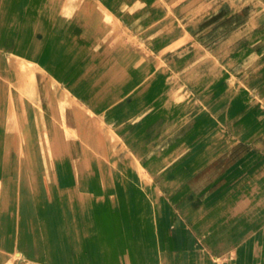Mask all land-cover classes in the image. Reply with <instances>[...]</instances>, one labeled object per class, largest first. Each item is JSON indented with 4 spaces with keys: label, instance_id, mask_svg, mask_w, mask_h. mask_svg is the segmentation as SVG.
<instances>
[{
    "label": "rangeland",
    "instance_id": "1",
    "mask_svg": "<svg viewBox=\"0 0 264 264\" xmlns=\"http://www.w3.org/2000/svg\"><path fill=\"white\" fill-rule=\"evenodd\" d=\"M239 143L264 151V0H0V264H86L77 228L171 264L167 200ZM51 217L64 253L14 249Z\"/></svg>",
    "mask_w": 264,
    "mask_h": 264
},
{
    "label": "crops",
    "instance_id": "2",
    "mask_svg": "<svg viewBox=\"0 0 264 264\" xmlns=\"http://www.w3.org/2000/svg\"><path fill=\"white\" fill-rule=\"evenodd\" d=\"M185 189L184 204L175 196L163 208L174 239L171 264H199L191 258L187 262L189 252L202 255L200 264H264L262 149L249 143L233 146L201 168Z\"/></svg>",
    "mask_w": 264,
    "mask_h": 264
},
{
    "label": "bare ground",
    "instance_id": "3",
    "mask_svg": "<svg viewBox=\"0 0 264 264\" xmlns=\"http://www.w3.org/2000/svg\"><path fill=\"white\" fill-rule=\"evenodd\" d=\"M145 12V11H144ZM144 19V18H143ZM27 65V64H26ZM28 66V65H27ZM24 67H26V66H24ZM29 71V70H28ZM17 74V73H16ZM24 74V73H23ZM18 75V74H17ZM26 75H28V74H26ZM20 76V75H19ZM17 78V77H16ZM24 79V78H23ZM16 80V79H15ZM14 81V80H13ZM16 84H18V83H16ZM20 84V83H19ZM17 97V96H16ZM21 97V96H20ZM20 99V98H19ZM18 100V99H17ZM22 104V105H21ZM16 105V104H15ZM17 107L16 108H20V107H22V106H25V105H23V103H21V102H18L17 103V105H16ZM27 106V105H26ZM29 107V106H28ZM27 107V108H28ZM23 109L22 110H26V109H24V107H22ZM21 110V111H22ZM68 111V110H67ZM28 113V112H27ZM69 113V112H68ZM23 114H24V112H23ZM23 116V115H22ZM20 119H22V118H20ZM63 128V127H62ZM66 128V127H65ZM25 131V130H24ZM85 132V131H84ZM81 134V133H80ZM175 135V134H174ZM37 136H39V135H37ZM44 136V135H43ZM41 138L42 137H40V141H42L43 142V139H45V138H43L42 140H41ZM57 139H58V137H57ZM40 143V142H39ZM43 144H44V142H43ZM16 145V144H15ZM46 146V145H45ZM41 147H43V146H41ZM73 147V146H72ZM81 147V146H80ZM85 152V151H84ZM89 152V151H88ZM91 154H93V153H91ZM90 154V155H91ZM93 156V155H92ZM185 161H187V160H185ZM189 161V160H188ZM190 162V161H189ZM83 163V162H82ZM177 163V162H176ZM179 163V162H178ZM184 163V162H183ZM32 164V163H31ZM180 165H182V164H180ZM185 166L187 165V164H184ZM179 166V165H178ZM181 167V166H180ZM177 168V167H176ZM66 169H67V167H66ZM180 169V168H179ZM181 169H182V167H181ZM37 172V171H36ZM35 172V173H36ZM68 172V171H67ZM61 173V172H60ZM112 173V172H111ZM84 175H82V177H83ZM87 177H89L90 178V176H87ZM91 179V178H90ZM85 181V180H84ZM41 183V182H40ZM90 183H91V180H90ZM89 184V183H88ZM91 184H93V182L91 183ZM91 184L89 185L90 187H92L91 186ZM82 185H86V182L85 183H82ZM94 185V184H93ZM84 187V186H83ZM86 188V187H85ZM92 188H94V187H92ZM122 195V194H121ZM44 203V204H43ZM40 210H41V212L42 211H45L46 209L45 208H49V205H48V202H42L41 204H40ZM42 214V213H41ZM43 216V215H42ZM80 216H81V223L83 222V220L86 222L87 220H86V218H84L85 216H83V215H81L80 214ZM79 216V217H80ZM75 217V216H74ZM77 217V216H76ZM74 218L73 217H66L65 215H64V223L65 222H68V223H71V222H73L74 220H73ZM66 224V223H65ZM64 224V225H65ZM76 224V223H75ZM78 224H79V222H78ZM77 224V225H78ZM66 226L67 225H65L64 227L66 228ZM70 227H71V225H69ZM73 226V225H72ZM62 227H63V225L61 226V224H58V219L57 218H55V217H51L50 219H44V221H43V223H41V226H40V229L39 230H33V231H31V232H27V231H19L18 232V238H19V242H20V248H14V249H18V250H20L21 252H22V254H23V256L24 255H29L30 257H38V258H40V259H43V257H42V255L40 256V254H42V253H44L43 251H45L46 249H44V244H45V241H46V239L48 238V237H52V238H55L56 240L58 239H61V237L64 235V230L62 229ZM54 228H56V231H55V229ZM53 229H54V231H53ZM71 229V228H70ZM74 229V228H73ZM100 229H98V231H99ZM102 230V229H101ZM101 230L99 231V232H101ZM66 231L68 232V230L66 229ZM97 231V232H98ZM97 232H95V231H90V232H81L80 230L78 231V228H77V232H75L74 234H72L73 236H79V235H81L83 238H84V240H85V245H84V247L82 248V250H86L85 252H87V260H86V264H117V259H116V256L115 255H112L111 254V252L114 250V248H112V249H110V247L108 246V244H107V241L106 240H104V238H102L104 241L101 243V239L99 238V234L97 233ZM102 232H104V231H102ZM101 232V233H102ZM37 233V234H36ZM69 233V232H68ZM70 234V235H71ZM2 235H4V234H2ZM72 235L70 236V237H72ZM106 235V234H105ZM105 235H103V237H105ZM70 237H69V239H70ZM81 238V237H80ZM55 239H51V241L52 242H54L55 241ZM72 239H73V237H72ZM54 240V241H53ZM57 240V241H58ZM99 240H101V241H99ZM57 241H55L56 242V245H58V243H57ZM73 242V241H72ZM96 242V243H95ZM16 243V242H15ZM46 243H48L49 244V240H48V242H46ZM74 243V242H73ZM82 243V242H81ZM47 244V246H49ZM77 244V243H76ZM83 244V243H82ZM87 244H89V245H87ZM99 244L100 245H103V250L105 251V252H107V254H110V255H107V257L105 258V260L103 261L102 260V253H103V250L102 249H100V246H99ZM55 245V244H54ZM53 245V246H54ZM56 245H55V247H53V249H55V250H50L51 248V246H49V248H48V250H46V252H49V253H54V252H56V253H60L61 251L64 253L65 251V249L63 250V248H57V247H59V246H57L56 247ZM61 245V244H60ZM67 245H65V247H66ZM68 247V246H67ZM76 248V247H75ZM14 249H12V252H13V250ZM67 249V248H66ZM165 249V248H164ZM7 250H9V249H7ZM80 251V249H75V250H73V253H75V252H79ZM66 252H68L67 250H66ZM84 252V253H85ZM55 253V254H56ZM83 253V254H84ZM45 254V253H44ZM20 255H21V253H20ZM74 255V254H73ZM91 255V256H90ZM145 255V254H144ZM16 256V255H15ZM69 257V256H68ZM67 257V258H68ZM144 257V256H143ZM142 257V258H143ZM24 258V257H23ZM84 258V257H83ZM125 259H127V257L125 256L124 257ZM52 259H56L55 261H57L58 260V258L57 257H53ZM71 259H73L74 260V263H75V259H77V258H75V256H73V258H71ZM85 259V258H84ZM69 261H70V259H68ZM81 261H83V260H81ZM85 261V260H84ZM71 262V261H70ZM71 264V263H70ZM81 264H82V262H81ZM138 264H146V262H145V260L144 259H140V261L138 262ZM149 264H161V260H160V257H159V255L158 254H155V256L153 257V260L149 263Z\"/></svg>",
    "mask_w": 264,
    "mask_h": 264
}]
</instances>
